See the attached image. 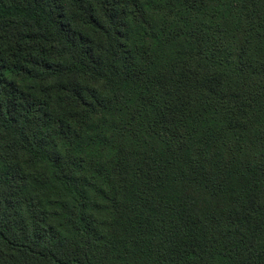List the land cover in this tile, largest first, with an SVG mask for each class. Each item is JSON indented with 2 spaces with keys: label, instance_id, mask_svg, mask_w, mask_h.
<instances>
[{
  "label": "trees",
  "instance_id": "obj_1",
  "mask_svg": "<svg viewBox=\"0 0 264 264\" xmlns=\"http://www.w3.org/2000/svg\"><path fill=\"white\" fill-rule=\"evenodd\" d=\"M0 264H264V0H0Z\"/></svg>",
  "mask_w": 264,
  "mask_h": 264
}]
</instances>
